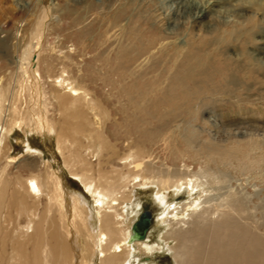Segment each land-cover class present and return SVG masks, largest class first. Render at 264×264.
<instances>
[{"label": "bare ground", "instance_id": "obj_1", "mask_svg": "<svg viewBox=\"0 0 264 264\" xmlns=\"http://www.w3.org/2000/svg\"><path fill=\"white\" fill-rule=\"evenodd\" d=\"M29 1V19L16 29L22 39L12 44L0 41L4 52L0 58L16 56L12 84L4 88L0 83V160L4 157L7 165L12 164L7 154V136L12 129L31 126L54 134L62 165L83 194L68 191L62 174L53 171L44 158L42 163L30 160L23 165L13 183L17 189L2 169L0 255L5 253L1 250H6L7 240L1 226L9 217L2 216L3 210L14 209L17 219L24 218L21 226L15 219L14 226L21 234L9 241L12 248L6 263L154 264L152 256L168 252L173 264H264V203L256 191L246 192L239 184L230 186L233 183L226 174L230 171L235 178H243L240 182L246 181L253 189L264 186V137L258 135L264 133L260 116L264 111L242 108H258L261 102L246 95L248 90L244 92L235 82L237 70L231 72L226 60L208 57L206 49L212 44L201 38L190 42V52L161 90L158 75L154 76L160 62L152 54L154 30L149 26L142 32L132 22L123 37L119 34L122 40L114 46V53L104 58L100 51L108 45L109 27L105 31L94 27L96 19L74 33L82 43L91 42L75 52H99L92 58L96 65L75 76L72 66L78 70L79 64L74 57L56 56L62 54L56 27L74 16L77 8H83V13L71 21L75 27L81 25L96 10L93 4L90 0H60L55 5L49 0ZM57 5L62 6L61 13L55 9ZM128 10V6L118 8L107 24L123 30L126 26L121 20ZM247 23L244 33L250 42L256 23L252 19ZM234 29L236 26L216 31L214 42L229 41ZM11 32L7 37L15 41ZM49 37L52 46L48 49ZM55 64L60 65L58 69ZM243 70H238L239 75L249 77L251 70ZM95 78L106 83V95ZM132 87L134 90H129ZM105 99L114 101L107 105ZM115 105L121 123L113 135L119 139L105 133L106 122L114 119ZM209 105L216 112V129L227 134L225 141L214 142L195 129L200 109ZM55 108L58 119L53 118ZM235 130H244L245 138H236ZM83 139L87 145L82 144ZM119 143L126 144L122 153L118 152ZM159 148L162 155L155 151ZM24 150L32 154L27 142ZM87 157L89 161L96 157L97 164L89 163ZM138 190L151 191L156 209L147 210L151 221L146 238L130 242L132 226L145 213ZM220 191V200L210 206L215 201L211 194ZM35 216L38 220L33 223ZM29 228L34 232L26 236L23 229ZM153 232L157 233L154 242L150 241ZM137 252L146 259L139 260Z\"/></svg>", "mask_w": 264, "mask_h": 264}, {"label": "rangeland", "instance_id": "obj_2", "mask_svg": "<svg viewBox=\"0 0 264 264\" xmlns=\"http://www.w3.org/2000/svg\"><path fill=\"white\" fill-rule=\"evenodd\" d=\"M23 1V3L21 2L20 4H16L14 0H0L1 42L5 41L8 44H12L16 43L17 39L21 38L20 32L17 33L16 29L20 26L23 27L27 22L26 19H29L30 16L28 14L30 1ZM49 1L55 5L58 4L60 0ZM73 3L70 4L75 5ZM90 3L93 4L96 10L93 14L89 13L87 20L82 22L81 25L75 27L71 21L72 18H74L77 14L81 12L83 13V8H77L78 12L74 13V16H70V18L63 20L59 23V27H56V31H59L58 29H60V38L57 45L62 48V54L59 55L57 53L56 56L60 57L64 54H70V56L72 55L74 57L75 62L79 64L78 70L80 71L78 72L76 67L72 66L75 76H79L84 72L88 73L90 71V66L96 65V63L92 61V58H95V55L99 53L95 51H91L89 54L75 52V50L80 51L83 45L89 46L91 44V42L82 43L80 39H76L74 33L77 30L81 29L84 25H88V23L96 19L97 22H94L93 24L94 27L101 26L104 31L107 27H109V30L107 29L109 31V40L107 41L108 45L106 43L107 46L104 47V50L100 51L101 56L107 58V56H111L114 53V48L116 47L117 42L122 40L121 37L124 36L125 30L132 25V22H134L135 26H137L142 32L148 29L149 26L152 30H154L156 45L152 54L154 59L160 60V62L156 60L158 61L159 66L154 76L158 75L156 77L159 79V87L161 90L167 85L166 78L173 74L174 70L177 68L178 64H180L183 57L190 52V42L193 41L197 43L201 38H205V40L207 39V41L211 42L212 44L206 49V52H208V57L218 60H226V63L228 64L227 68L231 72H233L234 69L237 70L236 73H234L236 76H234L235 82H238V85L241 84L243 86L244 92L245 89L248 90V92L245 93L246 95L253 96V99L261 102L258 108L251 105H244L242 108H244L245 111L257 109L264 111V0H90ZM124 6H128L129 8L128 12L121 20V24L125 23L124 25L126 27L124 26L125 28L123 27V30L117 27V31L115 28H112L109 26V24H107V18L110 16V14L118 10V8ZM55 9L58 10L59 13L63 11L61 5H57ZM250 19L256 23V27L252 31V38L249 39L250 42H248L246 40L248 36L247 33H244V29L247 27V22ZM233 26H236V30L234 29L229 41H224L223 43L214 42L215 38H217L216 34H214L216 31L221 29H232ZM22 27H20V29ZM206 31H208V33L210 32L211 34H208ZM10 32L13 36L15 35L17 37L15 41L11 39V36L10 38L7 37V34ZM119 34L122 36L120 37ZM218 37L220 36L218 35ZM51 38L52 37L48 38V49L50 47L49 45L52 46ZM0 55H4V52L0 51ZM15 57L16 56L12 53L3 59L0 58V77H2L0 83L4 86V88L12 84L11 81L14 77L13 71L15 69L13 62ZM55 60L57 59L54 57L53 61L56 62ZM148 61L150 60L148 59ZM251 63H253L255 66L252 65L250 68ZM147 64H149V62ZM59 66V64H55L57 69ZM98 67L99 66H97V68ZM239 69H244L243 72L251 70L249 76L250 79L249 77L239 75ZM100 71L101 70H96L98 73H100ZM95 76L98 77L99 75L95 74ZM93 80L96 81L98 86H100L99 89L102 91L101 93H105L106 95L109 92L106 83L104 84L103 81H100L96 78ZM94 90L96 89L94 88ZM129 90L134 89L132 87L131 89L129 88ZM98 92L100 91L96 90V93ZM109 101L112 102L114 100L105 99V103L107 102V105L110 104ZM117 110H119V107L118 105H115V107L112 108V116L114 119L111 118L109 122H106L105 124V133L111 137L113 133H115L116 127H119L118 124L121 123V113H119ZM227 110L228 109H222L223 112H226ZM55 111V116L53 118L58 119V109L55 108ZM234 111V113H236L235 109ZM199 114L200 121L195 123V129L198 132L203 131L205 134L207 133L210 139L214 142H217L218 140L225 141L227 137L226 132L216 129L217 118L216 112H214V106L209 105L207 107H202L199 111ZM129 116H131V113H129ZM260 116L263 120L264 114ZM202 121L207 122L208 125H204ZM114 122L118 123L114 124ZM261 132H258V135L260 137H264L263 131ZM245 133L246 132L244 130H235L234 135L237 136L236 138L244 139ZM7 137H9V150L7 154L10 156V158H12V164L7 165L6 159L2 157L0 160V172L2 169H4L3 173L6 175V178H8L12 185L15 180L18 179L24 164L30 160H35L37 164L38 162L42 163L41 158H44V162L50 164L53 171H59L62 174L64 178L63 184L68 191L82 195L83 189L79 187L75 180L70 178L69 172L62 165V157L59 153H57L56 136H54V134L41 133L38 130L31 128V126H29V128L21 126L19 128L10 130ZM114 137L119 139V136ZM81 141H83L82 144L87 145L86 140L83 139ZM26 142L32 148V154H27V152H25L24 146H26ZM113 142L115 141L112 140V143ZM125 145L120 143L117 145L119 153L125 151ZM145 146H147V148H153L151 143L149 145L145 143ZM160 147L162 149V144H160ZM161 149L159 148L155 151L162 155ZM82 153L84 155L87 154L86 151ZM87 158L89 161L90 157ZM89 163L94 165L97 164L96 157H93ZM228 172L226 171V174L233 183L231 185L229 184L230 186L233 185L236 187L239 184L240 187L245 188L246 192L251 191L254 193V191H256L259 194L260 202L264 203V186L258 185L253 189V187L251 188L247 185L246 181L243 183L240 182L243 180V178H235L232 174H230V171ZM13 188L17 189L14 187V185ZM222 192L223 191L211 194L215 198V201L210 202V206L214 205L220 200L219 195ZM86 199L88 206H92V200L89 197H86ZM138 200L142 206L143 212L147 210L150 212H155L156 207L151 204L150 190L145 192L143 190H138ZM3 215H8L9 217L7 220L5 219L1 226L4 227V235L7 240L4 241L6 250H1V252L5 253L0 255V257L4 258V261L2 258L0 264H7L6 262L9 258V252L12 248V245L9 243V241L12 239H17L18 237L20 238L21 231L18 228L16 229L14 226L16 221L15 219H17L15 217L14 209L3 210L2 216ZM23 219V217L17 219V223H19L20 226L23 225ZM37 220L38 216L32 218L33 223ZM23 230L24 232L27 231L26 233L28 235L25 234L26 236H30L34 232V228ZM154 233L156 232H153L150 236V241L152 242H154V237L157 235V233ZM81 245H83V243ZM31 248L32 247H30V249ZM44 250L45 252H43V255L46 253V248ZM135 255L138 257V252L135 253ZM146 257L147 256L141 255L139 256V260H145ZM151 259L153 260L154 264H173V259H171V256L168 252L163 254H155Z\"/></svg>", "mask_w": 264, "mask_h": 264}, {"label": "water", "instance_id": "obj_3", "mask_svg": "<svg viewBox=\"0 0 264 264\" xmlns=\"http://www.w3.org/2000/svg\"><path fill=\"white\" fill-rule=\"evenodd\" d=\"M140 216L139 220L132 226V235L129 238L130 242L143 241L146 238V231L150 225L151 216L148 211H145Z\"/></svg>", "mask_w": 264, "mask_h": 264}]
</instances>
